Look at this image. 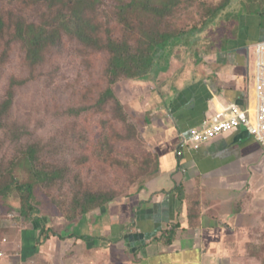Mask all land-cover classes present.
<instances>
[{"label":"crops","instance_id":"1","mask_svg":"<svg viewBox=\"0 0 264 264\" xmlns=\"http://www.w3.org/2000/svg\"><path fill=\"white\" fill-rule=\"evenodd\" d=\"M233 6L231 31L201 60L178 70L170 61L150 85L131 82L150 86L136 101L154 160L145 181L129 197L75 221L59 214L47 236L42 232L52 221L42 217L17 229L14 221L5 224L2 264L261 263L264 147L241 131L200 150L191 140L232 105L255 101L254 47L264 41V0L247 1L240 6L245 12Z\"/></svg>","mask_w":264,"mask_h":264},{"label":"rangeland","instance_id":"2","mask_svg":"<svg viewBox=\"0 0 264 264\" xmlns=\"http://www.w3.org/2000/svg\"><path fill=\"white\" fill-rule=\"evenodd\" d=\"M119 1L86 0L80 7L98 27L102 45L124 37L138 45L145 39L141 36V27L145 26L186 35L194 28L199 30L193 32L188 44L173 48L171 57L163 59L154 76L166 71L170 61L178 70L201 60L233 27L229 3L214 23H209L214 8L229 0H183L164 18L151 17L146 22L141 16L138 33L131 34L114 14ZM58 8L66 11V6L52 7L49 0H0V16L5 23L0 35V187L11 177L20 184L34 180L32 203L37 213L29 220L42 217L52 221L47 223L49 226L56 224L60 213L55 200L70 206L74 195L82 199L86 192L101 190L114 192L115 197L122 195L120 199L129 197L148 177H143L142 165L152 171L154 165L141 136L143 116L136 105L138 96L143 98L141 94L150 86L141 89L132 85L134 80L122 78L111 86L119 104H104L101 99L111 80L107 49L63 34L56 45L40 53L37 62L31 64L22 41L14 37L19 22L55 25L53 15ZM140 83L150 85L152 81L148 78ZM31 149L35 150L32 165L27 161ZM132 164L139 169L131 172L126 168ZM122 168H126L124 177ZM32 169L51 176L36 180ZM21 204L16 190L0 197V236L11 221L16 229L30 223L18 218ZM260 252L258 264H264V244Z\"/></svg>","mask_w":264,"mask_h":264},{"label":"trees","instance_id":"3","mask_svg":"<svg viewBox=\"0 0 264 264\" xmlns=\"http://www.w3.org/2000/svg\"><path fill=\"white\" fill-rule=\"evenodd\" d=\"M38 1V0H36ZM52 7L56 6H66V11L64 9L60 10L54 14V24L52 26L45 27V25L37 26L35 24H26L19 22L15 30V38L21 40L26 52L28 53V58L31 59L30 63H36L39 54L50 46L56 45L59 39H61L63 34L67 36H74L78 38L81 42L88 45H96L102 47V49H107L110 55L109 60V76L111 78L109 82V88L107 89L102 103L113 101L119 104L115 93L111 86L116 84V82L122 78L128 80L142 81L148 79L155 75L157 67L165 62L163 60L165 57L172 55V50L174 47L180 44H188L187 42L194 36L193 32H199L196 28L188 31L186 35L182 31H163L157 30L149 26L146 28L141 27V36L145 37L144 41H140L137 45L130 43L127 38H118L109 40L107 44L102 45L103 40L98 37V27L93 26V22L85 17V11L80 8L86 0H49ZM89 1V0H87ZM183 0H120L117 5V10L115 16L121 26L128 31L133 33H138L137 22L138 19L143 16L145 21H151V17H162L164 18L166 14L171 12L174 7H178ZM247 1L252 0H240L236 4L237 6L232 9V11L242 10L240 6H244ZM232 0L220 4L214 8L212 12V18L209 23H214L218 15L225 11L228 3L234 7ZM79 7V9H77ZM247 7L242 11L245 12ZM208 23V24H209ZM145 25V23H143ZM5 27L4 19L0 16V35L2 34ZM191 44V43H190ZM56 47V46H55ZM168 59V58H167ZM163 60V61H162ZM167 64V63H166ZM158 73V72H157ZM34 149L28 154V163L32 165L35 155ZM146 164L142 165L141 168L144 169V176H149L152 170L145 168ZM126 168H130L131 172L138 168L137 165H129ZM122 168L121 172L126 174L125 169ZM34 179H40L42 181L48 179L51 174L44 171L32 169ZM53 174H55L53 172ZM135 174V173H134ZM34 180H32L33 182ZM135 180L132 179L131 182ZM32 182L22 183L17 182L15 177H11V181L0 187V197L6 196L11 193V191H17L21 197V208L19 209V217L22 219H32V216L36 214V208L33 206V184ZM131 184V183H130ZM82 199H79L77 195L71 198V205L58 200H55L57 209L59 210L60 217L66 219L67 221H75L81 216L87 213L97 210L105 205L112 203L115 199L119 198L116 193L110 192L109 190L101 191H90L84 194ZM122 198V197H121ZM120 199V198H119ZM118 200V199H117ZM38 219V218H36ZM47 231L51 232V229H44L42 236H47Z\"/></svg>","mask_w":264,"mask_h":264},{"label":"built area","instance_id":"4","mask_svg":"<svg viewBox=\"0 0 264 264\" xmlns=\"http://www.w3.org/2000/svg\"><path fill=\"white\" fill-rule=\"evenodd\" d=\"M255 57V101L246 107L232 105L225 116L202 129L195 130L192 135L193 149L200 150L204 143L237 129L248 130L264 147V41L254 47ZM186 141L181 148H186ZM183 155V151L178 153ZM8 241L0 238V264L7 258V252L2 247Z\"/></svg>","mask_w":264,"mask_h":264},{"label":"water","instance_id":"5","mask_svg":"<svg viewBox=\"0 0 264 264\" xmlns=\"http://www.w3.org/2000/svg\"><path fill=\"white\" fill-rule=\"evenodd\" d=\"M234 131H241V133H243V132H246L249 136H251L252 138H254V136L248 131V130H246V129H237V130H234ZM234 131H232V132H234Z\"/></svg>","mask_w":264,"mask_h":264}]
</instances>
